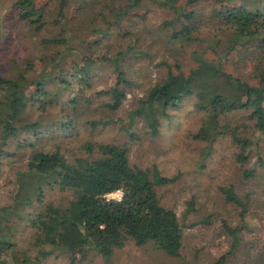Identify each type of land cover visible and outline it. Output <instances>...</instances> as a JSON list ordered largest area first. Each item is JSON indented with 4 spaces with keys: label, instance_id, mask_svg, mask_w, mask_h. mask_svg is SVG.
Masks as SVG:
<instances>
[{
    "label": "trees",
    "instance_id": "16d2710c",
    "mask_svg": "<svg viewBox=\"0 0 264 264\" xmlns=\"http://www.w3.org/2000/svg\"><path fill=\"white\" fill-rule=\"evenodd\" d=\"M228 1L57 0L54 19L32 0H15L11 5L18 10L17 18L30 27L32 36L40 37L42 55L36 62L48 65L59 79L68 74L71 82L61 78L71 88L65 111L78 114L94 98L93 94L85 96L84 90L88 88L95 65L92 67L85 62V54L73 46V40L79 35L67 22L65 24L68 10L75 6L74 16L91 24V28H96V22L101 20L119 38L128 40L127 37L132 43H145L158 49L155 50L158 53L156 66L161 68L162 74L141 95L130 99L121 90L112 89L111 94L109 90L96 92L95 98L108 96L101 106L114 111L123 101L131 103V115L154 136L158 133L160 118L167 117L166 111L178 107L183 98L192 97L194 109L202 114L193 136L211 142L217 136L228 135L239 149L236 160L242 165L255 149L256 141L251 137L264 132V0ZM147 4L167 11L169 18L153 28L138 22L140 27L133 33L129 27L139 19H135L133 12ZM53 24L54 32H49ZM109 33H98L92 42L105 45L104 38ZM127 52L117 51L111 57L100 59L101 64L110 66L116 84L126 86L129 83L121 62ZM144 53L138 55L148 56ZM67 55L71 57L69 63ZM26 61L24 70L15 66L14 72L2 73L11 75L0 74L1 151L7 141L34 125L24 113L27 101L32 100L31 95L25 94L29 83L24 76L32 70V61ZM30 84L35 86L33 95L38 100L48 95L41 80ZM39 107L42 110L44 104ZM240 111H246L252 136L241 134L235 125L230 126L229 114ZM68 112L59 119L61 130L73 124L74 117ZM111 122L95 118L84 121L91 128ZM22 145L31 148L30 154L23 170L14 174L8 204L0 206V264L1 256L11 264H37L47 254L46 246L58 250L84 247L106 260L126 240H132L136 246L150 243L153 250L167 256L179 255L182 226L172 209L159 204L154 191L155 186L172 183L176 176L160 175L154 167L130 165L124 143H85L84 148L89 153L94 150L92 156L72 161L57 149H37L25 139L21 144L18 142L17 147ZM251 175V169L243 170L244 178ZM54 189L66 192L68 197L62 202L47 199V191ZM219 189L226 201L244 210L245 201L235 196L231 186ZM115 190L121 192L118 200L105 197ZM243 210L239 212L241 217ZM23 219L29 227L26 249L17 250L11 233L4 228L7 222ZM222 228L231 238L230 248H235L236 232L240 228L226 224ZM31 250L35 253L27 254ZM211 264H228L227 254L220 255Z\"/></svg>",
    "mask_w": 264,
    "mask_h": 264
},
{
    "label": "rangeland",
    "instance_id": "374dc122",
    "mask_svg": "<svg viewBox=\"0 0 264 264\" xmlns=\"http://www.w3.org/2000/svg\"><path fill=\"white\" fill-rule=\"evenodd\" d=\"M14 1L0 0V74L11 75L2 73L14 72L15 66L24 70L23 63L27 59L32 61V70L24 76L29 83L25 94L31 95L32 100L27 101L24 113L29 123L34 125L29 131L21 132L17 138L1 146L0 206L8 204L14 187V174L23 170L30 154L31 148L23 145L18 148V142L21 144L25 139L44 151L57 149L68 161L92 156L94 150L89 153L84 148L85 143L119 142L127 148L130 165L146 169L154 167L160 175L176 176L175 181L155 186L154 191L159 204L172 209L182 226L177 257L153 250L150 243L136 246L132 240H126L121 247L113 250L107 262L84 247L58 250L46 246L48 252L37 264H211L222 254H227L228 264H264V132L253 136L250 134L251 123L246 118V111L229 114L232 121L230 126H237L241 134L252 136L256 141L255 149L249 152L242 165L236 160L239 149L228 135L217 136L211 142L193 136L202 114L194 109L192 97L183 98L178 107L166 111L167 117L160 118L158 133L154 136L148 134L141 122L131 115V103L123 101L118 109L108 111L100 105L107 101L108 96L95 98L94 94L103 90H109L111 94L112 89H116L126 92L129 99L141 95L162 74L161 68L156 66L158 53L155 50L158 49L145 43H132L127 37L128 40L119 38L101 20L96 22V28H91V24L74 16L75 6H71L65 16V24L67 22L68 27L74 28L79 35L72 44L85 54V62L91 63L92 67L95 65L88 88L84 90L85 96L93 94V101L73 115L71 111H65V101L71 88L61 81V78L70 81L68 74H63L59 79L48 65L36 62L37 57L42 55L40 37L32 36L30 27L17 18L18 10L11 5ZM32 1L54 19L57 0ZM232 1L236 2H228ZM133 15L136 20L139 18L129 27L133 33L140 27L139 23L153 28L161 20L169 18L167 11L154 4L140 7ZM98 23L102 24L98 26ZM53 26L48 28L49 32H54ZM103 31L111 32L106 39L105 36L99 39L102 41L104 38L105 45L99 42L95 45L92 39ZM123 50L128 51L121 62L128 86L116 84L110 66L100 63L102 57H111ZM140 52H146L148 56L138 55ZM66 61L71 62L69 55ZM33 80L44 82L48 92L45 98L38 100L34 97L35 86L30 84ZM73 88L77 86L73 85ZM42 104L44 107L40 110ZM67 112L74 117L73 124L61 130L59 119ZM90 118L112 122L91 128L84 123ZM8 152L14 155L8 156ZM244 169L252 170L251 177H243ZM226 186H231L235 196L245 201L244 210L225 200L219 188ZM65 197H68L67 193L57 189L47 191V199L62 202ZM241 210L242 217L239 214ZM204 218L207 220L204 221ZM223 224L240 228L236 232L238 243L233 249L230 248L231 238L225 234ZM5 225L4 230L11 233L16 249H26L25 239L29 232L27 221L17 220ZM34 253V250L27 251L29 255ZM1 258L4 264H11L6 257Z\"/></svg>",
    "mask_w": 264,
    "mask_h": 264
},
{
    "label": "built area",
    "instance_id": "2783aa9c",
    "mask_svg": "<svg viewBox=\"0 0 264 264\" xmlns=\"http://www.w3.org/2000/svg\"><path fill=\"white\" fill-rule=\"evenodd\" d=\"M120 196H121L120 190H115L114 192H110L105 195L107 199H116V200H118Z\"/></svg>",
    "mask_w": 264,
    "mask_h": 264
}]
</instances>
